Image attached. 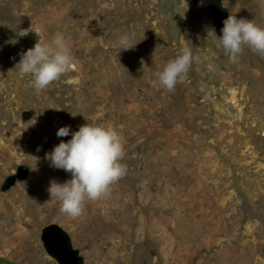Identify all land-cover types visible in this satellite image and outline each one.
I'll return each mask as SVG.
<instances>
[{"label": "rangeland", "instance_id": "1", "mask_svg": "<svg viewBox=\"0 0 264 264\" xmlns=\"http://www.w3.org/2000/svg\"><path fill=\"white\" fill-rule=\"evenodd\" d=\"M221 2L264 28V0ZM31 25L46 43L63 33L73 56L41 91L18 65ZM213 30L200 1L0 0V264H58L48 223L81 264H264V57L246 47L230 62ZM183 47L199 60L168 92L158 73ZM88 123L118 131L127 174L71 218L48 191L71 174L45 154Z\"/></svg>", "mask_w": 264, "mask_h": 264}, {"label": "clouds", "instance_id": "2", "mask_svg": "<svg viewBox=\"0 0 264 264\" xmlns=\"http://www.w3.org/2000/svg\"><path fill=\"white\" fill-rule=\"evenodd\" d=\"M184 4L187 7V0ZM33 31L39 39L33 48L21 54L18 65L20 74L31 75V86L41 91L71 71L73 56L63 33L57 32L50 43L44 42L32 25L21 29L18 35L25 37ZM221 32L222 36L217 37L212 31L215 47L223 49L230 62H237L246 47L264 57V28L251 20L229 15L223 21ZM119 44L121 50L135 46L127 34L120 37ZM198 60L191 48L183 47L158 73L160 84L168 92H173ZM69 134L70 126L61 127L56 133L58 137ZM71 136L70 140H61L51 152L46 153L45 159L50 161L51 167L71 174L72 178L63 184L52 181L48 191L51 198L60 202L61 213L77 218L83 214L87 201H97L110 193L111 187L127 174V166L121 163L125 150L123 138L116 129L88 123Z\"/></svg>", "mask_w": 264, "mask_h": 264}, {"label": "water", "instance_id": "3", "mask_svg": "<svg viewBox=\"0 0 264 264\" xmlns=\"http://www.w3.org/2000/svg\"><path fill=\"white\" fill-rule=\"evenodd\" d=\"M203 2L210 9L212 23L219 36H222L221 29L223 21L229 16L227 8L221 0H187L188 3ZM18 175L23 178L27 174V168L20 165L17 168ZM8 179L13 181L14 177ZM39 238L44 249L51 254L58 264H81V257L77 253V248L72 247L67 233L57 224L48 223L40 227Z\"/></svg>", "mask_w": 264, "mask_h": 264}]
</instances>
